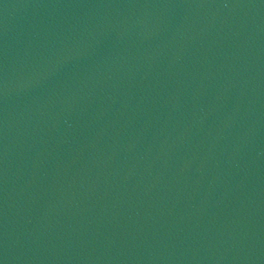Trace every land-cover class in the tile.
<instances>
[{
	"label": "water",
	"instance_id": "obj_1",
	"mask_svg": "<svg viewBox=\"0 0 264 264\" xmlns=\"http://www.w3.org/2000/svg\"><path fill=\"white\" fill-rule=\"evenodd\" d=\"M0 264H264V0H0Z\"/></svg>",
	"mask_w": 264,
	"mask_h": 264
}]
</instances>
